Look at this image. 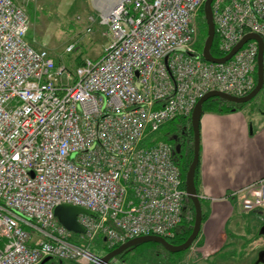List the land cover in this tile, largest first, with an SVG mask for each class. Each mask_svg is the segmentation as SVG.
<instances>
[{"label": "built area", "instance_id": "2783aa9c", "mask_svg": "<svg viewBox=\"0 0 264 264\" xmlns=\"http://www.w3.org/2000/svg\"><path fill=\"white\" fill-rule=\"evenodd\" d=\"M204 1L118 0L98 20L110 32L101 54L70 68L26 39L18 0H0V264H90L99 237L112 248L173 235L186 191L172 145L154 135L208 91L242 96L255 85V40L225 62L203 59ZM212 15L219 57L247 33L264 42V0H213ZM226 197L242 212L264 208V178ZM60 204L96 217L78 214L85 232H70L54 215Z\"/></svg>", "mask_w": 264, "mask_h": 264}, {"label": "crops", "instance_id": "0c3cea01", "mask_svg": "<svg viewBox=\"0 0 264 264\" xmlns=\"http://www.w3.org/2000/svg\"><path fill=\"white\" fill-rule=\"evenodd\" d=\"M199 130L197 189L206 218L196 241L180 256L187 264H251L257 245L256 251L249 248L252 259L234 255L249 247L239 239L250 238L264 226V208L243 213L226 194L264 177V121L253 125L243 108L228 113L207 110Z\"/></svg>", "mask_w": 264, "mask_h": 264}, {"label": "rangeland", "instance_id": "374dc122", "mask_svg": "<svg viewBox=\"0 0 264 264\" xmlns=\"http://www.w3.org/2000/svg\"><path fill=\"white\" fill-rule=\"evenodd\" d=\"M18 2L25 8L30 20L26 39L36 48H45L58 64L64 63L71 68L76 65L78 59H93L101 53L110 39L107 28L98 24L100 16L106 12L105 9L109 10L100 4V0H18ZM87 27L91 28L90 32H87ZM199 28L202 26L198 25V37L201 39L203 33H200ZM76 41L74 51L66 52V45ZM242 108L248 112L253 125L264 121V86L252 100L244 103ZM255 230L250 238L238 240L241 245L243 240L245 246L248 242L249 247L243 249V253L237 252L234 255L237 259L243 254L245 259H252L254 252L249 248L255 245L259 250L264 249V233H260L259 228ZM101 238L92 242L90 248L97 247L96 251H103L101 247H104L105 243L101 242ZM82 244H87V241H83ZM257 247H254L256 249L253 251H256ZM181 256L179 253L168 252L158 243L145 242L121 256L111 258L109 263L187 264Z\"/></svg>", "mask_w": 264, "mask_h": 264}, {"label": "water", "instance_id": "95a60500", "mask_svg": "<svg viewBox=\"0 0 264 264\" xmlns=\"http://www.w3.org/2000/svg\"><path fill=\"white\" fill-rule=\"evenodd\" d=\"M212 1L213 0H205L203 4V17L206 24V36L203 41V46L201 49V54L204 60L213 62V63H222L227 61L247 40H255L258 44V52L256 57V83L253 89L244 96H235L231 95L222 91L218 90H211L201 96L194 105V108L191 113V127L193 133V140H192V158L190 164L188 166L186 175H185V190L188 198L192 201L194 206V223L192 226L191 233L187 237V239L182 242L181 244H171L165 238L157 235H141L138 237H134L128 239L127 241L121 243L116 248L112 249L111 251L107 252L103 257L94 261L91 264H108L110 259L120 255L125 250L139 245L145 242H155L162 245L167 251L171 253H178L185 251L188 249L191 244L196 239L202 222V208L199 196L196 191V187L194 184V170L195 167L198 165L199 162V149H200V130H199V122L202 115V106L205 101L212 97H219L225 99L227 101L233 103H247L252 100L257 93L263 88V66H262V55L264 51V42L263 39L255 34V33H247L243 36V38L224 56L222 57H215L211 54L210 48L215 37V25L213 21L212 15ZM175 150L177 152L180 151V146L176 145ZM79 213L87 214L91 217H96V213L87 210L83 207L71 205V204H60L55 207L54 215L57 221L68 231L73 233H84L85 229L77 222V215ZM260 233H264V226L261 227ZM105 240V238H104ZM48 258L44 259L45 262ZM262 263L264 264V249L258 251L257 259L253 264Z\"/></svg>", "mask_w": 264, "mask_h": 264}, {"label": "trees", "instance_id": "16d2710c", "mask_svg": "<svg viewBox=\"0 0 264 264\" xmlns=\"http://www.w3.org/2000/svg\"><path fill=\"white\" fill-rule=\"evenodd\" d=\"M197 18H198L199 27L202 26V28H199V31L201 34L203 33V36L197 43V48H201L203 39L206 34V24L203 18L202 7L200 8L198 12ZM217 41H218V38H217V35L215 34V37L213 39V42L210 48L211 54L215 57H219L221 55V53L217 49ZM81 62L82 60L78 59L76 62V65L80 64ZM243 106L244 104L233 103V102L227 101L219 97H212L204 102L202 109H203V112L207 110H211V111H215L219 113H228V112L241 110ZM155 137L156 139L167 141L173 146L180 144L179 145L180 151L179 152L175 151L174 160L180 170L182 187L185 188V175H186L188 166L192 158V149H193V145H192L193 133H192L190 117L180 116L179 118L177 117V118L172 119L171 121L163 125L158 130V132L155 134ZM198 178H199V164L195 167V170H194V184L196 187L197 194H199L198 189H197ZM200 203H201V207L203 208L204 204L201 199H200ZM194 215H195V211H194L193 203L188 197H186L185 202H184V209L182 213L181 222L175 229L173 235L170 237H166V240L169 243L175 244V245L181 244L182 242H184L189 236V234L191 233L192 226L194 223ZM205 218H206V215L202 210V222L205 220ZM136 246H133L125 250L121 255L125 254L126 252H128L129 250H131L132 248ZM184 252H180L179 254L181 255ZM44 264H50V262L45 261ZM59 264H68V263L61 262ZM69 264H72V263H69Z\"/></svg>", "mask_w": 264, "mask_h": 264}, {"label": "bare ground", "instance_id": "6f19581e", "mask_svg": "<svg viewBox=\"0 0 264 264\" xmlns=\"http://www.w3.org/2000/svg\"><path fill=\"white\" fill-rule=\"evenodd\" d=\"M118 0H100V4L101 5H104L105 6V8H109V10H107V9H105L106 10V12H105V14H108L109 13V11L111 10V8L114 6V4L117 2ZM104 6H103V8H104ZM104 14V15H105ZM198 49H200V48H198ZM220 54V53H219ZM210 99V98H209ZM203 110V109H202ZM177 118V117H176ZM179 118V117H178ZM175 231V230H174ZM100 238V237H99ZM102 239V238H101ZM101 242H102V240H101ZM47 262H49V261H47ZM51 262V261H50ZM45 263V262H44ZM43 263V264H44Z\"/></svg>", "mask_w": 264, "mask_h": 264}, {"label": "flooded vegetation", "instance_id": "af4514ba", "mask_svg": "<svg viewBox=\"0 0 264 264\" xmlns=\"http://www.w3.org/2000/svg\"><path fill=\"white\" fill-rule=\"evenodd\" d=\"M51 261V264H59L60 261L59 260H50Z\"/></svg>", "mask_w": 264, "mask_h": 264}]
</instances>
